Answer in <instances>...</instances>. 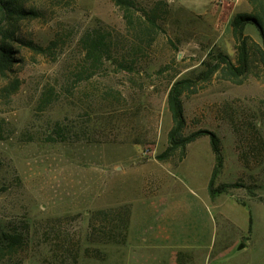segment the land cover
<instances>
[{
	"label": "rangeland",
	"instance_id": "374dc122",
	"mask_svg": "<svg viewBox=\"0 0 264 264\" xmlns=\"http://www.w3.org/2000/svg\"><path fill=\"white\" fill-rule=\"evenodd\" d=\"M56 1L27 0L25 8L37 15L1 24L11 32L5 43L12 61L0 73V223L18 230L28 225L29 241L18 254L23 264H129L126 253L115 259L111 223L104 224L109 229L105 240L89 239L90 217L114 201L108 192L112 184L129 187L137 180L133 187L138 189L140 179L154 171L166 174L170 196L180 189L199 202L200 220L210 221V235L214 221L218 239L222 233L248 236L264 251V78L250 75L234 84L215 74L194 93L183 94L186 133L206 129L220 139L224 162L214 185L237 184L218 194L215 204L205 202L215 163L207 135L187 144L183 157L177 150L170 158H158L172 124L170 87L195 78L217 50L234 58L230 22L235 14L252 11L248 0H165L170 12L163 29L141 54L132 47L133 32L123 12L110 0ZM95 28L117 36V46L125 48L134 67L124 70L106 62L105 70L76 82L75 73L85 65L78 41ZM245 33L261 43L253 25ZM54 39L58 43L46 52L28 44L45 48ZM47 91L53 99L43 107ZM57 121L72 123L71 133L80 139L70 134L71 140L46 142L43 137ZM142 157L161 165L135 166ZM118 163L130 166L115 179ZM117 192L120 201L135 196ZM49 221L63 223L65 233L79 238L75 262L74 253H57L62 261L52 258L44 240Z\"/></svg>",
	"mask_w": 264,
	"mask_h": 264
},
{
	"label": "trees",
	"instance_id": "16d2710c",
	"mask_svg": "<svg viewBox=\"0 0 264 264\" xmlns=\"http://www.w3.org/2000/svg\"><path fill=\"white\" fill-rule=\"evenodd\" d=\"M27 0H0V73L11 65L12 50L7 46L6 40L10 39L11 32L4 28L2 22L13 24L17 19L26 18L28 15H37L34 9L25 8ZM63 0H57L61 3ZM115 6L123 12V18L126 21L127 28L131 27L133 32L132 47L134 50L143 53L145 47L150 48L156 39L157 34L163 29L170 9L165 0H110ZM252 7L249 13H237L230 22L231 33L235 40V56L217 50L203 63L204 69L193 79L184 78L175 81L169 89L167 96L168 110L171 115V128L168 131V145L166 149L158 155V158H170L177 150L180 151L181 157L186 153V145L195 141L197 138L207 135L211 150L213 152L215 163L211 171L207 189L211 197L218 194L226 193L229 188L237 184L220 183L214 185L215 178L223 166V155L219 137L212 131L199 129L186 133V120L184 118L183 94L185 92L194 93L201 82L209 81L213 75L217 74L218 78L234 84L243 83L250 75L257 78H264V0H248ZM138 12V13H137ZM253 25L257 28L261 36V43L257 42L251 35L245 33V28ZM59 39L50 41L45 48L34 45L28 41L36 52H46L58 43ZM117 36H111L106 29L95 28L86 30L78 41L82 46V54L85 65L81 66L76 74V82L89 80L98 70H105V65L111 63L122 69L131 70L134 67V61H128L124 51L125 48L117 46L120 43ZM119 48L121 50H119ZM14 90V89H13ZM71 93V89H65ZM51 91L43 94L44 106L47 107L53 99ZM73 125L57 121L54 123L50 132L43 138L46 142L54 143L71 140L75 136L76 140L80 137L77 133H71ZM74 135V136H70ZM1 168V164H0ZM113 209H100L94 211L90 217L89 239L92 241H103L109 236L108 228L105 223H111L116 220L117 213L112 214ZM96 215V217H94ZM98 222V228L95 226ZM47 233L44 240L50 245V252H53L52 258L60 261L64 256H56L57 253L75 255L73 262L78 258L79 238L64 232V224H55L49 221L47 224ZM111 226V225H110ZM28 225L24 230L19 228H6L0 223V264H23L18 254L26 249L28 243ZM112 231V229H111ZM97 250V249H96ZM86 252H88L86 250ZM87 254V253H86ZM88 255V254H87ZM94 257H98L94 255Z\"/></svg>",
	"mask_w": 264,
	"mask_h": 264
},
{
	"label": "crops",
	"instance_id": "0c3cea01",
	"mask_svg": "<svg viewBox=\"0 0 264 264\" xmlns=\"http://www.w3.org/2000/svg\"><path fill=\"white\" fill-rule=\"evenodd\" d=\"M142 158L135 166L145 161L161 165ZM128 166L114 165L118 173L113 178H119L120 172H127ZM165 178L166 174L154 171L150 177L140 179L142 184L138 189L133 187L137 180L129 187L114 183L109 188L114 201L103 203L99 209H113L112 214L117 213L110 237L115 259L119 260L126 253L129 264H264V251L258 248L255 239L248 236L230 238L225 233L218 239L214 221L210 235V221L207 224L200 220L199 202L185 196L180 189L170 196ZM117 191H133L135 196L120 201ZM218 196L211 197L208 193L205 202L215 204ZM251 223L250 219L249 231Z\"/></svg>",
	"mask_w": 264,
	"mask_h": 264
},
{
	"label": "built area",
	"instance_id": "2783aa9c",
	"mask_svg": "<svg viewBox=\"0 0 264 264\" xmlns=\"http://www.w3.org/2000/svg\"><path fill=\"white\" fill-rule=\"evenodd\" d=\"M220 1H222V0H220Z\"/></svg>",
	"mask_w": 264,
	"mask_h": 264
}]
</instances>
